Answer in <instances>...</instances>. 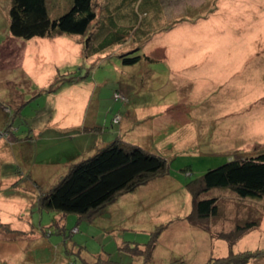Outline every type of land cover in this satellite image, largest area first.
I'll list each match as a JSON object with an SVG mask.
<instances>
[{"label": "rangeland", "instance_id": "rangeland-1", "mask_svg": "<svg viewBox=\"0 0 264 264\" xmlns=\"http://www.w3.org/2000/svg\"><path fill=\"white\" fill-rule=\"evenodd\" d=\"M72 1L47 0L50 16L65 13ZM11 4L0 0V109L13 118L3 130L20 136L54 117L55 106L73 99L78 107L86 101V125L99 130H76V139L59 145L44 138L35 144L34 158L46 162L42 167L47 176L66 174L71 165L100 149L97 141H112L121 121L118 112L129 123L145 122L123 133L125 144L163 158L168 171L117 195L90 216L66 213L62 226L47 228L52 234L45 240L34 232L25 237L12 232L9 239L10 232L0 225V264H92L106 258L145 264L126 249H145L158 226L163 228L148 264H205L228 255L219 233L255 217L259 225L250 230L257 229L243 236L250 230L245 232L233 251L254 253L245 264H264V197L240 198L229 189L215 188L208 196L217 198L218 216L195 225L186 219L192 210L189 181L230 159L264 151V0H93L97 19L85 34L53 37L84 40L82 56H60L57 61L51 54L61 48L48 37L9 42ZM36 41L39 48L37 44L34 52H25L23 46L34 47ZM122 54L140 60L124 65ZM191 64L196 67H184ZM13 89L25 95L23 105L5 103ZM154 102L183 103L185 109L178 121L158 108L139 109L133 116V109ZM55 118L61 119L59 111ZM152 123L151 133L147 126ZM14 124L19 128L13 130ZM74 227L78 231L72 233ZM39 242L46 245L37 246Z\"/></svg>", "mask_w": 264, "mask_h": 264}, {"label": "trees", "instance_id": "trees-1", "mask_svg": "<svg viewBox=\"0 0 264 264\" xmlns=\"http://www.w3.org/2000/svg\"><path fill=\"white\" fill-rule=\"evenodd\" d=\"M96 15L93 0H73L71 7L57 17L50 16L47 0H12L9 9V32L11 38L24 40L33 37H54L64 33L82 35L89 30ZM123 38L118 39L121 41ZM87 46L86 43L85 48ZM147 59L150 60V57ZM121 60L124 65H133L140 57H127L122 54ZM54 88L55 86H52V90ZM8 115L10 117V114ZM12 119H9V125ZM167 171L163 158L137 145L112 141L93 156L71 165L56 185L42 193L38 206L47 211L75 213L80 218L90 216L114 200L117 195L133 190L156 175H165ZM215 188L229 189L240 198L264 197V151L230 159L216 168L207 169L201 176L189 181L186 189L191 194L192 210L186 217L188 222L195 225L218 216L217 198L208 196V192ZM259 222V217L246 218L242 222L237 221L230 231L219 233L218 237L226 240L230 246L228 255L211 258L205 264L247 263L254 253H234L231 246L245 232L257 227ZM157 228L159 230L152 241L142 247H146L145 249L130 247L126 250L133 256H140L144 263L148 264L163 227ZM92 264L119 263L106 258Z\"/></svg>", "mask_w": 264, "mask_h": 264}, {"label": "crops", "instance_id": "crops-1", "mask_svg": "<svg viewBox=\"0 0 264 264\" xmlns=\"http://www.w3.org/2000/svg\"><path fill=\"white\" fill-rule=\"evenodd\" d=\"M97 19V17H96ZM95 19V20H96ZM94 20V21H95ZM131 26H129L130 28ZM114 34H117V30L114 31ZM109 33H111L109 31ZM105 37V35H104ZM50 39L49 43L52 44L54 47L58 46L61 48V51H57L56 49L53 50L52 56L58 60L60 56H68V57H79L82 56L84 51V45L82 46L84 40L76 37L74 39H65L59 38L54 39L53 37H48ZM32 39V38H31ZM9 42L13 41L12 38L8 39ZM35 40V39H33ZM8 42V41H7ZM38 44V45H37ZM12 45L15 46V43L12 42ZM36 45L39 48V41L35 42L34 47H26V50L34 52L36 50ZM2 46V45H1ZM58 48V49H59ZM25 56V55H24ZM24 58V57H23ZM153 58H150V60ZM183 60V58H179ZM66 60V59H64ZM25 61L21 59L18 65H22ZM193 63V61H191ZM184 67L187 68H195L194 64L185 65ZM25 70L31 71L30 68L24 67ZM23 69V70H24ZM24 70V72H26ZM24 97L25 95L18 93L15 89H13L12 94L10 97L8 96L7 101L11 105V107H15L18 104H24ZM76 100H74V103ZM84 103V104H83ZM81 105L73 107V99H70L67 104H59L55 106L51 110V112L56 116V113L59 111L61 115V119L55 118V116H50L45 122L42 123H35L32 127L30 126L29 132L23 133L20 136L15 137L13 134L8 139H0V225L4 227L5 230L10 232L6 234L9 239L14 236L12 232H18L20 235L23 234L29 235L26 233L34 232L35 234L39 233L40 236L45 240L50 236L52 233L47 231L48 227L58 225L59 227L63 225L62 219L64 218L65 214L57 211H47L41 209L38 206V199L42 195L43 192L51 189L57 182L65 175L62 174L61 176L55 172V176L57 178L52 179V177L47 176L46 172L44 171V164L46 162H37L34 158V146L36 143L39 142L42 138L46 139V141H57V145L62 143L67 138H73L76 130H99V126H95L94 124L86 125V118H87V102H83ZM161 103L151 104L150 106L145 107L143 105L140 108L133 109V116H137V112L139 109L143 110H153V109H161L165 112V117L169 116V114L173 115L175 118H181V111L185 109V105L176 104V103H165L160 106ZM20 106V105H18ZM176 111H179V114H175ZM142 113L144 111L141 110ZM117 114L121 115V121L119 122L118 131L115 132V137L112 141H119L124 142L121 136H126L127 132H133L136 128H139L145 122L142 120L135 122L131 121L130 123L124 119V112L123 115L118 112ZM126 114L131 115V112H127ZM74 119V122H73ZM113 119V118H112ZM111 119V122H112ZM159 120V119H157ZM9 119L6 118L5 114L0 109V131L6 129L9 125ZM165 121V120H164ZM13 122V119H12ZM169 122V121H168ZM164 123V122H163ZM15 124L13 126V130L18 129ZM147 128L150 129L151 133L155 131V124L152 123ZM72 133L71 135L69 134ZM189 131V130H188ZM147 133L149 131L147 130ZM46 134H50L52 138L47 139L45 138ZM14 136V138H13ZM76 139V136L74 137ZM73 140V139H72ZM111 140L104 139L103 141H97L98 147L103 148L104 146L108 145ZM120 142V141H119ZM70 143V142H69ZM138 146V145H137ZM140 147V146H139ZM99 149V148H98ZM5 164H10V169L7 170ZM53 165L54 162H51ZM14 165V166H13ZM6 167V168H5ZM67 167V165H66ZM58 175V176H57ZM49 183V184H48ZM48 184V188H45V185ZM44 187L41 191L40 187ZM7 192H11V194H6ZM261 227H264V219L261 221ZM257 229V228H255ZM253 229V230H255ZM253 230H250L246 234H251ZM259 230V229H258ZM19 235V237H21ZM246 235V236H247ZM242 236V237H243ZM241 237V238H242ZM239 238L231 247L236 245V243L241 239ZM244 238V237H243ZM38 239V238H37ZM216 241V240H215ZM227 242V241H226ZM44 246L45 243L39 242L37 246ZM227 250L229 252L230 246L227 242ZM234 252V251H233ZM241 253V252H236ZM59 254L57 257H60Z\"/></svg>", "mask_w": 264, "mask_h": 264}, {"label": "built area", "instance_id": "built-area-1", "mask_svg": "<svg viewBox=\"0 0 264 264\" xmlns=\"http://www.w3.org/2000/svg\"><path fill=\"white\" fill-rule=\"evenodd\" d=\"M115 99L119 100V95L118 94H115ZM10 136H11V132L9 130L0 131V139H8ZM77 231H78V228L74 227L71 232L75 233Z\"/></svg>", "mask_w": 264, "mask_h": 264}]
</instances>
